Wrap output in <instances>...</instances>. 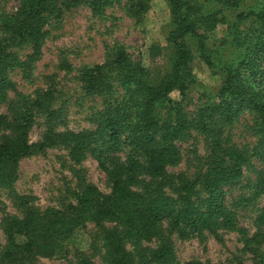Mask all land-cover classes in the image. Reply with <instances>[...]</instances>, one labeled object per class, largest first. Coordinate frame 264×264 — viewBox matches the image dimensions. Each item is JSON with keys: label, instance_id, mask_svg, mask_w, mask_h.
<instances>
[{"label": "trees", "instance_id": "1", "mask_svg": "<svg viewBox=\"0 0 264 264\" xmlns=\"http://www.w3.org/2000/svg\"><path fill=\"white\" fill-rule=\"evenodd\" d=\"M119 1L19 0L15 10L0 19V106L6 109L0 113V131L6 132L0 138V188L12 187L21 158L55 146L65 147L75 164L87 153L93 154L110 187L104 193L93 184L83 183L76 202L60 208L39 209L19 196L22 215L5 214L0 221L4 237L3 242L0 237V264H33L36 256L64 255L68 242L88 223L99 229L91 246L102 252V264H172V234L181 239L218 237L220 230L246 234L226 203L225 187L235 185L242 177L248 151L231 143L225 128L244 109L252 111V133L264 154L263 5L242 10L244 0H212L238 10V20L251 17L259 23L241 41L234 24L235 44L242 51L228 63L214 61L217 56L212 57L206 35L225 20L219 10L202 11L198 0H167L170 59L167 72L158 81H153L148 70L122 46L102 63L80 71L81 88L88 95L110 93L113 82L122 90L112 102L106 99L108 106L97 114L92 129L57 130L52 91L38 89L30 96L20 92L9 77L12 69L26 70L40 57L49 17H59L81 4L99 15ZM146 7L147 0L131 1L128 12L138 18ZM189 39L195 40L204 62L223 73L216 100L196 107L190 116L181 104L193 79ZM24 45L31 50L26 60L15 51ZM173 91L178 92L180 101L170 99ZM161 105L167 107L164 115L157 112ZM38 111L46 114L47 126L39 141L30 142L28 132ZM192 131L199 133L206 144L200 167L192 176L169 174L167 169L181 159L178 143L189 139ZM256 190L264 193V176L259 177ZM255 222L264 225V204ZM258 237L245 239V244ZM146 241L156 244L145 245ZM125 243L132 247L134 256ZM249 250L254 254V264H264V248ZM75 264L94 263L80 256Z\"/></svg>", "mask_w": 264, "mask_h": 264}, {"label": "rangeland", "instance_id": "2", "mask_svg": "<svg viewBox=\"0 0 264 264\" xmlns=\"http://www.w3.org/2000/svg\"><path fill=\"white\" fill-rule=\"evenodd\" d=\"M131 1L138 2L120 0L106 7L99 15H93L87 5L81 4L59 17H49L40 57L26 70L14 68L10 71L9 77L22 93L33 96L38 89L52 91L51 108L57 116L54 120L57 130L92 129L97 114L108 106L106 99L112 102L122 93L119 84L113 82L110 93L88 95L82 90L79 80L84 67L102 63L117 46L124 47L134 61L140 62L153 81H158L167 72L170 48L166 37L171 26L168 1L147 0V7L138 18L128 12ZM198 1L202 11L219 10V15L225 17L223 22L206 34L212 57L217 56L214 61H235L242 47L235 44L234 24L238 26L236 34L241 41L248 30L259 23L251 17L238 20V10L226 8L212 0ZM18 3L19 0H0V19L14 11ZM254 4L264 6V0H244L241 8L247 9ZM188 41L193 53L190 62L193 79L183 100L176 91L169 97L175 102L181 100L185 112L190 116L196 107L216 100L223 73L217 66L212 68L204 62L194 39ZM15 51L20 59L26 60L31 50L29 45H24ZM5 111V106L1 105L0 113ZM166 111V105L158 106L159 115H164ZM46 121L45 113H34L28 132L30 142L40 140L47 126ZM252 124V111L244 109L237 120L225 128L231 143L248 151L242 177L235 185L225 187L226 203L235 211L237 224L245 229L246 234L242 236L237 231L220 230L218 237L206 235L203 239L194 236L181 239L172 234L175 255L172 264H254V254L249 247L264 248V225L258 226L255 222L257 211L264 204V193L256 190L259 177L264 176V154L260 153L257 137L252 133ZM5 133L0 131V138ZM178 148L180 162L167 171L173 175L192 176L206 153L205 141L199 133L192 131L189 139L178 143ZM83 183L93 184L104 193L110 191L106 176L91 153H87L78 164L69 159L68 150L61 146L25 156L19 161L18 177L12 187L0 188V221L5 214L22 215L19 196L26 197L39 209L60 208L75 203ZM98 231L93 223H88L68 242L64 255L36 256L33 264H75L80 256L88 257L94 264H102V252L93 250L91 246ZM254 235L259 237L245 244V239H251ZM0 237L3 242L1 229ZM144 244L153 247L156 242L146 241ZM125 248L131 256L135 255L128 243H125Z\"/></svg>", "mask_w": 264, "mask_h": 264}]
</instances>
